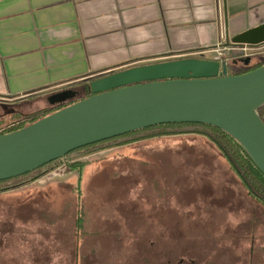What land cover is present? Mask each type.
Segmentation results:
<instances>
[{
	"label": "rangeland",
	"instance_id": "1",
	"mask_svg": "<svg viewBox=\"0 0 264 264\" xmlns=\"http://www.w3.org/2000/svg\"><path fill=\"white\" fill-rule=\"evenodd\" d=\"M8 187L0 264H264V205L199 134L101 144Z\"/></svg>",
	"mask_w": 264,
	"mask_h": 264
},
{
	"label": "crops",
	"instance_id": "2",
	"mask_svg": "<svg viewBox=\"0 0 264 264\" xmlns=\"http://www.w3.org/2000/svg\"><path fill=\"white\" fill-rule=\"evenodd\" d=\"M262 25L264 0H0V117L55 108L64 91L81 100L131 67L213 54Z\"/></svg>",
	"mask_w": 264,
	"mask_h": 264
},
{
	"label": "water",
	"instance_id": "3",
	"mask_svg": "<svg viewBox=\"0 0 264 264\" xmlns=\"http://www.w3.org/2000/svg\"><path fill=\"white\" fill-rule=\"evenodd\" d=\"M264 44V25L230 45ZM250 59L244 62L249 63ZM51 97L69 106L12 133L0 135V182L34 173L70 153L109 139L169 124H204L232 136L264 175V66L227 75L220 63L182 58L131 67L88 86Z\"/></svg>",
	"mask_w": 264,
	"mask_h": 264
},
{
	"label": "trees",
	"instance_id": "4",
	"mask_svg": "<svg viewBox=\"0 0 264 264\" xmlns=\"http://www.w3.org/2000/svg\"><path fill=\"white\" fill-rule=\"evenodd\" d=\"M262 66H264V61L256 64L248 72L258 69ZM244 73H247V72H244ZM244 73H241V74H244ZM241 74H233V75H241ZM69 105L70 104L61 105L55 108L42 110V111L30 114V115L24 116L20 118L18 121L6 124L5 126L1 127L0 135H4V134H8V133L21 130ZM261 118L263 119L262 116ZM184 133L199 134L209 139L217 147V149L222 153L224 158L227 160L231 169L240 179L244 188L247 190L248 194L252 198H254L257 202L264 205V175L259 171L256 165L253 163V161L250 159V157L241 147V145L232 136L210 125L169 124V125H159L155 127H150L144 130L126 134L124 136L109 139V140H106V141H103V142H100V143H97L91 146H87L82 149H78L70 153L69 155H67L65 159H67L68 157H71L72 155L82 150L93 148V147H96V146H99L105 143H119L120 146L121 145L124 146L128 143L137 142L139 140L151 139V138L160 137V136L179 135V134H184ZM70 171H80L81 172L80 164L73 165L72 168H70ZM32 174L34 173L27 174L25 176L18 177V178L9 180V181L0 182V193H3L5 191L12 189L10 187L4 188V185H6L7 183L21 179L23 177L30 176ZM38 179L39 177H34L30 180H27L25 183H21L20 185H15V188H17L18 186L20 187V186L27 185L28 182H33ZM80 226H81V221L79 220L78 227L80 228Z\"/></svg>",
	"mask_w": 264,
	"mask_h": 264
},
{
	"label": "built area",
	"instance_id": "5",
	"mask_svg": "<svg viewBox=\"0 0 264 264\" xmlns=\"http://www.w3.org/2000/svg\"><path fill=\"white\" fill-rule=\"evenodd\" d=\"M215 53L217 57L214 59L220 63V74L223 75L224 66L226 68V74L231 75L230 73V63L232 60H244L254 57H259L264 54V44L259 46H250V45H230L225 47V45L219 46ZM233 53L236 56L230 57L229 55Z\"/></svg>",
	"mask_w": 264,
	"mask_h": 264
},
{
	"label": "flooded vegetation",
	"instance_id": "6",
	"mask_svg": "<svg viewBox=\"0 0 264 264\" xmlns=\"http://www.w3.org/2000/svg\"><path fill=\"white\" fill-rule=\"evenodd\" d=\"M262 57H264V54L261 55ZM250 61L249 63H246L244 62V60H232L233 62H235V64H238V67L237 68H231L230 66V72H231V75L233 74H241V73H244V72H248L249 70H251L252 67H254L256 64L258 63H261L262 61L260 62H253V58H249ZM81 95H83L82 98H86L87 96L91 95V92L87 89H84L83 91H81L80 93ZM259 114L260 116L264 117V107H262L260 110H259ZM177 264H183V263H177ZM185 264H196V263H185ZM234 264H240V263H234ZM248 264H257L256 262H250Z\"/></svg>",
	"mask_w": 264,
	"mask_h": 264
}]
</instances>
